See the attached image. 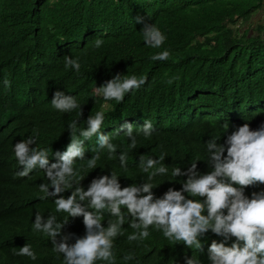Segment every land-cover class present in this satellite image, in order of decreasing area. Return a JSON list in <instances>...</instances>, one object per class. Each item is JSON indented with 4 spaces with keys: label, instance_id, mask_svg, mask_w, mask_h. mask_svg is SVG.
<instances>
[{
    "label": "trees",
    "instance_id": "1",
    "mask_svg": "<svg viewBox=\"0 0 264 264\" xmlns=\"http://www.w3.org/2000/svg\"><path fill=\"white\" fill-rule=\"evenodd\" d=\"M263 7L264 0H0V264H64L49 238L32 230L36 213L56 215L58 220L66 214L56 212L58 197L41 198V184L48 183L43 170H34L30 177L17 175L20 166L13 145L21 139L37 135L32 146L51 147V164L58 161L55 153L70 143L67 125L73 119L86 127L89 115L103 111L102 131L110 135L122 124L139 128L149 120L153 137L137 135L135 149L128 147L123 132L112 135L118 152L128 153L127 169L106 150L101 151L97 167L89 168L95 138L85 141L86 160L78 161L76 168L78 176L86 175L80 182L85 190L93 178L111 172L121 176L125 187L144 183L152 171L141 172V155L158 158L166 153L169 174L153 180L158 185L153 192L160 197L170 187L179 190L187 178L170 181L173 167L184 170L201 159L198 171H210L205 142L219 137L218 143H223L227 135L223 123L231 125L229 132L244 123L253 130L264 124V27L257 35L248 27L243 33L237 28L241 22L249 25ZM137 16L167 36L160 49L144 43ZM96 38L104 41L98 49ZM165 49L170 52L167 61L150 59ZM65 55L79 59V75L65 67ZM117 74L144 76L147 83L122 103L95 95L96 86ZM4 79L10 87H4ZM57 90L77 97L82 104L80 118L79 109L61 113L51 106ZM261 190L264 184L245 191L251 197ZM60 195L67 198L71 190ZM108 219L106 215L102 221L105 226ZM123 227L124 235L114 242L117 264H124L128 253L135 256L128 264H186L192 256L208 264V246L222 239L209 231L202 238L203 251L198 252L151 227L147 238L129 242L127 235L134 230L127 221ZM63 231L83 236V217H70ZM74 242L75 237L69 241ZM26 243L35 251L36 261L15 254Z\"/></svg>",
    "mask_w": 264,
    "mask_h": 264
},
{
    "label": "clouds",
    "instance_id": "2",
    "mask_svg": "<svg viewBox=\"0 0 264 264\" xmlns=\"http://www.w3.org/2000/svg\"><path fill=\"white\" fill-rule=\"evenodd\" d=\"M135 22L142 24L144 43L160 49L167 36L154 23H147L144 17L137 16ZM104 41L96 38L95 48H100ZM170 52L165 49L153 54L152 61H167ZM65 67L75 74L81 72V63L72 55H65ZM147 83V77L136 75L125 76L117 74L99 87H95V95L105 101L122 103L127 94L139 90ZM5 88L11 86L4 79ZM95 95L92 97L95 99ZM51 106L61 113H71L79 109L77 116H82V104L75 95L57 90L51 99ZM105 112L98 111L86 119V127H79L80 119H73L67 128L70 132V143L63 152H56L57 162L49 163L52 154L51 147L37 148V135H30L13 145V151L20 171V177H30L34 170H43L48 183L41 184V191L46 197H58L54 200L57 213H65L62 220L56 215L44 216L35 214L32 224L34 232L45 234L53 251L62 254L64 264H117L114 254L115 240L124 235L123 225L127 221L134 231L127 235L129 242L142 241L150 235V227L161 231L163 236L174 242H182L186 247L203 251L202 238L211 231L222 237L218 242L212 240L208 246V264H264V190L246 195L248 186L264 184V124L257 129L250 128L248 123L236 127L229 132L231 125L222 124L223 143H218L219 137H213L205 142L207 162L210 171L201 174L197 161H191L190 166L171 169V177H187L181 181L182 187L177 190L168 188L160 197H156L153 189L158 185L153 183L156 176L169 174V168L164 163L166 153L160 156L141 155L139 168L143 173H149L144 183H133L122 187L120 177L114 172L93 178L87 189L81 185L84 176L77 175V162L85 161V141L95 138V155L87 159L88 167H97L101 151L106 150L109 157H116L120 167L127 169L128 153L119 151L112 142V135L123 132L130 143L129 148L137 146V135L142 134L151 139L154 126L145 120L142 127H134L125 123L115 132L104 134ZM226 153V154H225ZM66 190L71 195L65 198ZM203 197V199H200ZM198 198V199H197ZM122 208L124 210H122ZM109 217L107 226L102 221ZM83 217L85 234L76 236L65 233L63 229L69 218ZM114 218V219H112ZM59 237V239H57ZM75 237L74 243H69ZM234 238V239H233ZM228 241H232L228 245ZM15 253L26 256L33 261L37 255L29 243L19 247ZM124 264L135 259L133 253L123 256ZM186 264H203L192 256Z\"/></svg>",
    "mask_w": 264,
    "mask_h": 264
},
{
    "label": "rangeland",
    "instance_id": "3",
    "mask_svg": "<svg viewBox=\"0 0 264 264\" xmlns=\"http://www.w3.org/2000/svg\"><path fill=\"white\" fill-rule=\"evenodd\" d=\"M263 20H264V16L262 17V19H258L256 17H254L252 19V21L249 22V25H247L245 23L243 24L241 22V23L238 24L237 28H240L241 32L243 33V32H246V29L248 27V32H250L251 34L253 33V34H256L257 35L258 32L260 31V29L262 27H264V21ZM261 33L264 34V29H263V31ZM106 108H107V106H106Z\"/></svg>",
    "mask_w": 264,
    "mask_h": 264
},
{
    "label": "crops",
    "instance_id": "4",
    "mask_svg": "<svg viewBox=\"0 0 264 264\" xmlns=\"http://www.w3.org/2000/svg\"><path fill=\"white\" fill-rule=\"evenodd\" d=\"M264 16V8H262L257 14H256V18L258 19H262V17ZM264 21V20H263ZM261 23V22H260ZM252 28V27H251Z\"/></svg>",
    "mask_w": 264,
    "mask_h": 264
},
{
    "label": "built area",
    "instance_id": "5",
    "mask_svg": "<svg viewBox=\"0 0 264 264\" xmlns=\"http://www.w3.org/2000/svg\"><path fill=\"white\" fill-rule=\"evenodd\" d=\"M264 8V7H263Z\"/></svg>",
    "mask_w": 264,
    "mask_h": 264
}]
</instances>
